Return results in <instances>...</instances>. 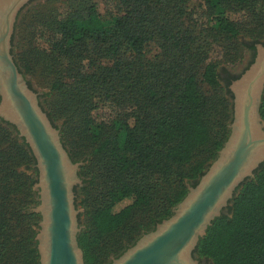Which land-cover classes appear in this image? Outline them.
Here are the masks:
<instances>
[{"label": "trees", "instance_id": "trees-1", "mask_svg": "<svg viewBox=\"0 0 264 264\" xmlns=\"http://www.w3.org/2000/svg\"><path fill=\"white\" fill-rule=\"evenodd\" d=\"M197 9L223 37L239 35L228 12L252 15V31L264 25V0H115L103 13L88 1L59 18L38 19L52 37L43 52L53 97L45 114L51 124L70 121V133L99 157L103 171L96 206L76 237L83 264H108L122 246L116 234L127 244L117 257L170 216L227 137V87L240 74L204 61V48L196 45L204 30L192 20ZM260 38L243 43L248 65L254 44L264 46ZM101 105L111 110L106 121L93 117ZM259 115L264 121V90ZM197 152L204 157L193 161ZM35 178L28 147L0 120V264H38L39 216L29 212L37 204ZM151 207L147 222L131 224L136 211ZM192 255L209 264H264V162L238 186Z\"/></svg>", "mask_w": 264, "mask_h": 264}, {"label": "water", "instance_id": "water-1", "mask_svg": "<svg viewBox=\"0 0 264 264\" xmlns=\"http://www.w3.org/2000/svg\"><path fill=\"white\" fill-rule=\"evenodd\" d=\"M34 0H0V120L9 124L34 159L32 191L37 204L34 241L38 264H83L77 244L80 229L73 190L81 184L79 163L71 162L41 110L37 94L27 87L10 54L18 13ZM231 95L228 134L215 158L166 219L141 234L108 264H201L192 252L211 222L228 206L238 186L253 178L264 162V121L259 115L264 90V46L254 44V57L227 87ZM204 264H209L205 262Z\"/></svg>", "mask_w": 264, "mask_h": 264}, {"label": "rangeland", "instance_id": "rangeland-1", "mask_svg": "<svg viewBox=\"0 0 264 264\" xmlns=\"http://www.w3.org/2000/svg\"><path fill=\"white\" fill-rule=\"evenodd\" d=\"M88 1L94 3L97 10L103 13L105 8L110 7L115 0H34L22 8L16 17L10 43V54L13 61L17 60L20 66L19 73L24 78L27 87L37 94L38 105L44 113L48 111V106L53 101V97L48 95L50 77L43 63V52L47 53L52 37L49 32H45L38 26V19L40 16L43 18L46 16L59 18L81 2ZM226 16L238 27L239 35L235 39L212 32V25L208 18L203 16V10H195L192 20L198 28L201 27L204 30L201 37L196 38V45L204 48L203 56L206 63H216L227 74L236 76L242 73L250 60V53L244 48L243 43H247L254 36L261 37L260 39L263 42L264 25H262L263 27H255L252 31L251 26L254 17L247 12H228ZM259 18L264 19V13ZM215 36L216 40L214 41ZM151 50V54H154V45H151ZM202 90L206 95H210L206 87L202 86ZM230 99L228 97L231 120ZM111 116L108 105H101L93 113V117H99L98 120L102 121L110 119ZM230 120L227 121L226 126H228ZM52 125L58 130L60 143L71 162L79 163L77 176L81 184L74 188L73 193L74 206L80 210L77 214V223L79 229H82L87 225L89 212L96 206L94 198L98 192L95 188L100 189V182L103 181V171L100 169L101 161L98 156H92L90 147L83 140L70 133V121L64 122L62 118L55 119L52 121ZM203 157L204 153L197 152L193 161L200 160ZM187 168L188 166H184L177 171L184 172ZM27 174H30V172ZM171 177L168 181L171 180ZM83 188L84 190H82ZM162 191H166V189L164 187L159 188L158 192ZM86 198L89 200H86ZM152 211L153 207L139 209L134 213L131 224L147 222L152 215ZM114 238L122 244L118 250H115L114 255H117L118 252H121L123 245L126 246L127 244L121 233L116 234ZM118 243L115 245L116 248ZM114 255H110L108 261L111 257L115 258ZM201 262L205 263L204 261Z\"/></svg>", "mask_w": 264, "mask_h": 264}, {"label": "flooded vegetation", "instance_id": "flooded-vegetation-1", "mask_svg": "<svg viewBox=\"0 0 264 264\" xmlns=\"http://www.w3.org/2000/svg\"><path fill=\"white\" fill-rule=\"evenodd\" d=\"M249 61H250V60H249ZM201 264H204V263L201 262Z\"/></svg>", "mask_w": 264, "mask_h": 264}]
</instances>
